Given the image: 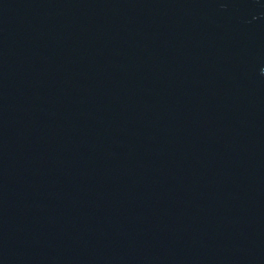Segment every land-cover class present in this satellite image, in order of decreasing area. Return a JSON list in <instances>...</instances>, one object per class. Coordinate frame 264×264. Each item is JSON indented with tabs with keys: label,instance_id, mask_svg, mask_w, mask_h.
I'll list each match as a JSON object with an SVG mask.
<instances>
[{
	"label": "water",
	"instance_id": "95a60500",
	"mask_svg": "<svg viewBox=\"0 0 264 264\" xmlns=\"http://www.w3.org/2000/svg\"><path fill=\"white\" fill-rule=\"evenodd\" d=\"M0 264H264V0H0Z\"/></svg>",
	"mask_w": 264,
	"mask_h": 264
}]
</instances>
